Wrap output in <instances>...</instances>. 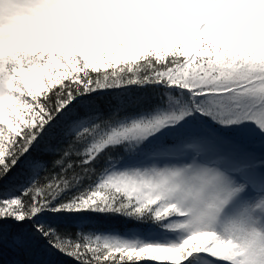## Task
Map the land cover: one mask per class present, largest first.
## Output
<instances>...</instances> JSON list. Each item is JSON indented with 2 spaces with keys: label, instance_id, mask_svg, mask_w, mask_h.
Wrapping results in <instances>:
<instances>
[{
  "label": "snow or ice",
  "instance_id": "6c2138e0",
  "mask_svg": "<svg viewBox=\"0 0 264 264\" xmlns=\"http://www.w3.org/2000/svg\"><path fill=\"white\" fill-rule=\"evenodd\" d=\"M0 264H264V0H0Z\"/></svg>",
  "mask_w": 264,
  "mask_h": 264
},
{
  "label": "trees",
  "instance_id": "16d2710c",
  "mask_svg": "<svg viewBox=\"0 0 264 264\" xmlns=\"http://www.w3.org/2000/svg\"><path fill=\"white\" fill-rule=\"evenodd\" d=\"M64 259V258H61V260Z\"/></svg>",
  "mask_w": 264,
  "mask_h": 264
}]
</instances>
